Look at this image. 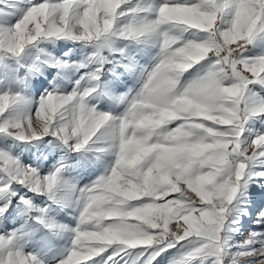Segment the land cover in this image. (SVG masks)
<instances>
[{
  "label": "snow or ice",
  "instance_id": "1",
  "mask_svg": "<svg viewBox=\"0 0 264 264\" xmlns=\"http://www.w3.org/2000/svg\"><path fill=\"white\" fill-rule=\"evenodd\" d=\"M127 3L41 0L11 27H0V50L16 55L42 37L97 41L98 48L110 46L115 35L137 40L156 36L160 43L158 63L121 116L89 106L88 98L100 87L97 83L69 94L49 92L41 97L34 118L0 123V131L20 140L51 134L69 144L75 138L70 146L79 151L103 139L115 151L110 171L79 189V224L59 264H98L97 257L102 264H118L115 258L121 254L129 257L124 264H135L132 257L145 253L141 264H152L181 242L196 246L170 264H193L197 258H211L210 264H264V229L249 233L238 247L227 235L239 223L230 213L242 188L249 182L264 184V170L250 168L264 158V133L244 138L248 120L264 114V100L253 101L247 95L249 86L264 85V56L242 55L256 34L264 32V0H164L154 17H134L122 24L121 18L135 11H125ZM226 9L232 13L231 24L221 29L218 21ZM162 26L195 30L207 38L181 40ZM210 57L212 69L180 89L169 103L147 98L145 90L173 83L165 74L181 76ZM99 79L97 73L90 74V80ZM17 99L0 94V116ZM113 124L115 138H104ZM135 129L147 134L139 136ZM161 129L165 136L158 135ZM0 159L10 178L30 183L32 191L56 199L62 188L75 189L61 180V168L41 179L31 166H19L3 153ZM253 197L254 223L264 224V190L254 189ZM8 207L0 206V215ZM11 245V238L0 235V264H43L34 254Z\"/></svg>",
  "mask_w": 264,
  "mask_h": 264
},
{
  "label": "rangeland",
  "instance_id": "2",
  "mask_svg": "<svg viewBox=\"0 0 264 264\" xmlns=\"http://www.w3.org/2000/svg\"><path fill=\"white\" fill-rule=\"evenodd\" d=\"M39 2L41 0H0V27H11L32 4ZM163 2L164 0H128L123 9L135 11H129L127 16L121 18L120 23H128L134 17H154L156 7ZM190 2L198 3L200 0ZM231 19L232 13L226 9L218 21L220 28L229 27ZM162 27L180 36L181 40L199 41L207 38L206 33L195 30ZM97 45V41L73 40L70 37H42L26 46L19 55L0 50V94L18 97L8 111L0 116V123L10 118L26 122L30 115L34 118L41 97L49 92L69 94L77 87L82 89L97 83L100 87L88 98L89 106L98 111L109 112L114 117L121 116L130 99L141 91L147 73L160 59L158 37L145 36L137 40L115 35L111 37L110 46L98 48ZM242 55L248 58L264 56V32L256 34L245 46ZM213 63L214 58L210 57L184 72L178 87L183 89L204 76L212 69ZM94 72L99 75V81L90 80V74ZM249 87L247 95L251 100H264V85L257 83ZM260 133H264V114L248 120L244 138L251 140ZM73 140L64 144L59 137L51 134L38 140H20L0 131V153L11 157L19 166L37 169L41 179L61 168V180L66 181L69 186H75L74 190L72 187L62 188L56 193V199H53L47 192L32 191L30 183L21 184L12 180L5 170L4 160L0 159V206L9 205L8 211L0 215V235L12 239L13 249L19 248L25 253H32L43 264H59L65 258L72 246L73 230L79 224L80 208L76 201L79 189L90 186L98 177L107 174L116 159L113 156L115 151L108 146L106 140L97 139L94 144L79 151L74 149L76 140ZM44 146L48 147L50 153L46 158L42 154ZM106 157L109 158L107 161ZM250 168L253 171L264 170V158L253 162ZM5 185L10 187L5 189ZM254 189L264 190V184L249 182L238 194L233 203L234 211L230 213V218L239 220L238 224L232 225L236 230L227 233L231 237L229 243L236 244L237 247L240 242L248 239L249 233L264 229V224L254 223ZM21 196L27 201H35V208L31 207V202L21 200ZM42 216L45 218L44 222L38 219ZM194 246L196 245L181 242L152 264H170V261ZM147 255L148 253L133 256L132 260L135 264H141ZM121 257L115 258L118 264H124L129 259L123 254ZM96 260L98 264H102L99 257ZM210 260L211 258H197L193 264H210Z\"/></svg>",
  "mask_w": 264,
  "mask_h": 264
},
{
  "label": "clouds",
  "instance_id": "3",
  "mask_svg": "<svg viewBox=\"0 0 264 264\" xmlns=\"http://www.w3.org/2000/svg\"><path fill=\"white\" fill-rule=\"evenodd\" d=\"M181 76H169L168 74H165L166 79H171L173 83L165 86V87H153L152 89L145 90L146 96L149 98L152 102L158 103V104H167L170 102V99L174 97L177 92L180 90L178 87L180 82ZM143 90V89H142ZM116 125L113 124L110 128L105 130L104 138L114 139L116 136ZM136 134L139 136L146 135L145 129H135ZM158 135L165 136L164 130H160Z\"/></svg>",
  "mask_w": 264,
  "mask_h": 264
},
{
  "label": "bare ground",
  "instance_id": "4",
  "mask_svg": "<svg viewBox=\"0 0 264 264\" xmlns=\"http://www.w3.org/2000/svg\"><path fill=\"white\" fill-rule=\"evenodd\" d=\"M129 57H130V56H129ZM56 141H57V140H56ZM73 141H74V140H73ZM62 143H63V142H62ZM73 143H74V142H73ZM64 144H65V143H64ZM58 145H60V144H58ZM62 146H63V145H62ZM89 146H90V145H89ZM60 148H61V147H60ZM83 150H84V149H83ZM111 153H112V152H111ZM42 154L45 155V156H44L45 158H46V155L50 154L49 151H48V147H45V146H44V150H43V153H42ZM48 156H49V155H48ZM96 156H97V155H96ZM113 156H116L115 153H113ZM113 156H112L111 158H114ZM99 157H100V156H98V158H99ZM100 158H101V157H100ZM106 158H107V157H106ZM111 158H110V159H111ZM108 159H109V158H107L106 161H107ZM100 161H101V160H100ZM106 163H107V162H106ZM38 165H39V164H38ZM38 167H39V166H38ZM30 202L32 203L31 207H32V208H35V205H34L35 201H33V200L30 199ZM37 208H38V207H37ZM35 210H36V209H35ZM17 212H18V211H17ZM13 225H14V224H13ZM20 225H21V224H20ZM22 225H23V224H22ZM21 227H22V226H21ZM24 227H25V226H24ZM13 233H14V232H13ZM1 235H2V234H1ZM163 256H164V254H163Z\"/></svg>",
  "mask_w": 264,
  "mask_h": 264
}]
</instances>
